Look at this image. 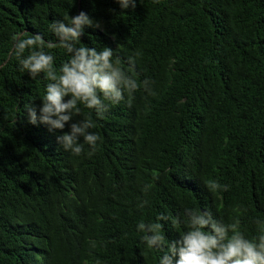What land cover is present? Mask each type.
<instances>
[{
	"label": "trees",
	"instance_id": "trees-1",
	"mask_svg": "<svg viewBox=\"0 0 264 264\" xmlns=\"http://www.w3.org/2000/svg\"><path fill=\"white\" fill-rule=\"evenodd\" d=\"M81 11L104 29H86L82 43L117 50L125 69L140 53L131 106L125 95L102 119L83 108L74 118L95 122L92 156L87 145L65 152L63 132L28 123L24 106L39 115L47 81L10 56L14 34L55 40L51 23ZM45 50L57 69L68 58ZM209 180L230 190L214 195ZM185 208L239 218L248 238L259 234L264 0H136L126 11L115 0H0V264H158L162 253L141 243L137 225ZM180 228L165 224L166 238Z\"/></svg>",
	"mask_w": 264,
	"mask_h": 264
},
{
	"label": "clouds",
	"instance_id": "clouds-1",
	"mask_svg": "<svg viewBox=\"0 0 264 264\" xmlns=\"http://www.w3.org/2000/svg\"><path fill=\"white\" fill-rule=\"evenodd\" d=\"M115 2L124 11L136 7V0ZM153 2L159 3V0ZM88 28L104 30L101 23L81 11L51 23L50 31L55 40L46 42L40 34L27 33L11 37L14 43L10 56L16 59L20 70L30 75L33 81L42 74L47 81L40 98L39 115L33 104L24 106L28 123L46 125L50 132H63L57 136L58 144L65 152L76 156L85 151V145L89 148L87 154L94 155L101 139L91 131L96 125L90 116L73 122L74 118L81 116L82 108L95 112L102 119L109 110V104H119L125 95L131 106L133 94L140 87L129 74L135 71L140 53L128 58L129 67L125 69L115 56L117 50L108 46L97 49L82 43ZM56 48L63 49L68 57L59 69L54 66V56L45 50ZM149 83L144 81V88L150 92ZM66 125H70V131H64ZM158 176L159 173L154 171L153 177ZM205 186L214 195L230 190V185H221L214 180L207 181ZM150 189L149 184L143 190L147 194ZM147 204L148 201L144 200L138 207L143 208ZM255 223L259 234L248 238L241 230L239 218L225 223L211 211L185 208L181 216L160 214L154 222L141 221L137 230L144 234L141 243L147 249L162 253L158 264H264V220L256 219ZM165 224H170L174 230L181 225L178 238H166Z\"/></svg>",
	"mask_w": 264,
	"mask_h": 264
}]
</instances>
